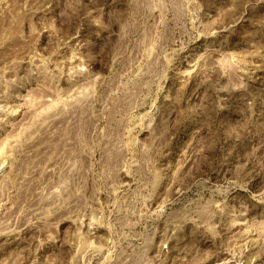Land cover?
I'll use <instances>...</instances> for the list:
<instances>
[{
	"label": "rangeland",
	"instance_id": "374dc122",
	"mask_svg": "<svg viewBox=\"0 0 264 264\" xmlns=\"http://www.w3.org/2000/svg\"><path fill=\"white\" fill-rule=\"evenodd\" d=\"M0 264H264V0H0Z\"/></svg>",
	"mask_w": 264,
	"mask_h": 264
}]
</instances>
